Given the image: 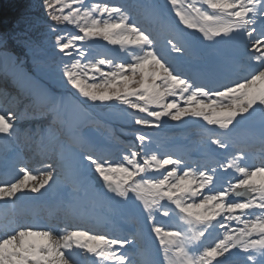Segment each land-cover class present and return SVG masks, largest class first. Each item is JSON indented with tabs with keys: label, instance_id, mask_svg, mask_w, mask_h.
<instances>
[{
	"label": "snow or ice",
	"instance_id": "snow-or-ice-1",
	"mask_svg": "<svg viewBox=\"0 0 264 264\" xmlns=\"http://www.w3.org/2000/svg\"><path fill=\"white\" fill-rule=\"evenodd\" d=\"M169 3L183 29L202 33L203 41L210 43L177 24H166L171 35L165 53L149 32L126 23L129 17L120 7L94 4L88 8L84 0H42L53 21L75 24L82 33L66 41L63 37L55 40L54 47L65 56L76 52L83 58L85 53L77 42L91 39L140 46V54L127 64L105 59L88 65L61 60L63 68L56 70L84 98H70L76 108L85 101H117L145 114L135 117L134 123L146 128L163 127L164 118L178 122L192 117L221 131L208 137L200 161L173 153L158 158L150 148L155 141L146 133L136 135L139 150L124 144L127 154L119 159L96 148L78 131H74L71 145L50 137L49 143H58L60 148L55 164L44 162L43 172L20 167L21 178L0 186V200L25 190L45 197L65 186H86L93 200L107 209L110 215L104 222L112 229L91 234L62 229L57 233L51 227L20 225L0 235V264H264V180H256L264 177V163L249 165L245 150L236 142L238 126L255 123L258 113L264 135V0H201L212 14L194 3L188 10L177 7L178 0ZM152 12L158 16L155 9ZM93 13L119 19L99 20ZM4 43L0 37V45ZM35 48L34 63L39 70L46 69L49 61L56 62L41 59L39 46ZM241 49L249 61L243 74L234 68ZM29 95L33 106L56 99L45 88L33 89ZM128 115L124 109H113L111 119L123 121ZM20 118L0 112V134L12 137ZM108 139L122 143L114 134ZM150 171L159 176H148ZM93 172L106 191H96L90 179ZM222 172L229 179L227 187L218 188ZM232 195L245 199L231 200ZM64 211L74 217L75 204L69 200ZM158 213L175 216L189 227L161 223ZM233 221L236 227H231ZM120 222L132 228L125 232L119 228ZM217 228L222 233L208 243L209 229Z\"/></svg>",
	"mask_w": 264,
	"mask_h": 264
},
{
	"label": "trees",
	"instance_id": "trees-1",
	"mask_svg": "<svg viewBox=\"0 0 264 264\" xmlns=\"http://www.w3.org/2000/svg\"><path fill=\"white\" fill-rule=\"evenodd\" d=\"M4 6V10L7 13L5 20L11 23L9 31L11 32L14 40L17 44L26 49L33 57L36 53L35 46H39L41 50L39 52V57L41 59L54 58L55 63L49 61L48 69H44L47 76L55 81L56 83L72 89L70 85H67L66 81L63 80L62 76L57 72V67L63 68V65L59 61L63 60L64 62L71 63V60L66 59L69 56H65L62 53H59L58 50L54 47L55 40L58 37L70 38L74 35H82L79 32V29L75 24H68L67 22L57 23L53 21L47 12L43 9L42 0H0ZM86 0H84V3ZM75 7V6H74ZM67 9L65 12L67 13ZM82 23V21H81ZM52 28H55L56 31H51ZM5 33L0 31V37L5 38ZM102 40V39H100ZM82 51H85L86 47L84 45H78ZM4 50H12L10 45L4 46ZM13 51V50H12ZM86 52V51H85ZM14 60H17V56L11 54ZM79 55L76 52H73V55L70 58L78 57ZM14 65V61H12ZM87 80L88 77H85ZM90 82V81H89ZM75 93L78 94L77 90L72 89ZM79 95V94H78ZM83 98V97H82ZM117 101L109 102H95L96 104L104 107L105 109L111 107V112L113 109H120V106H117ZM110 103L111 105L106 107ZM110 112V118H111ZM113 120V119H112ZM117 121V120H114ZM126 118L122 121L125 122Z\"/></svg>",
	"mask_w": 264,
	"mask_h": 264
},
{
	"label": "rangeland",
	"instance_id": "rangeland-1",
	"mask_svg": "<svg viewBox=\"0 0 264 264\" xmlns=\"http://www.w3.org/2000/svg\"><path fill=\"white\" fill-rule=\"evenodd\" d=\"M95 2H97V0H94V3L92 2V4H95ZM155 8L158 11L160 10V12H162V8L161 7H159V9L157 7H155ZM164 10H165V8H164ZM159 46L164 47V46H167V44L162 43V44H159L157 46L163 52H164V50H167L166 48H164V50H163ZM117 52L121 53L122 56L117 59L118 62L115 61V62H112V63L113 64H115V63H125V64H127V63H130L134 59V56L136 54H140V46L133 45V44H126V45L123 46V50L119 49ZM83 59H92L93 62H94V58L89 53L85 54ZM106 60H109V59H106ZM32 61H34V60H32ZM35 68H37V66H35ZM21 72H23V68L21 69ZM70 97H72V93L71 92L68 95L64 96V103L67 106H70V111H71L70 115L72 116V118L76 119L75 120L76 122L79 121V120H82V121L86 120L88 118V113L86 111H83L82 108H76L74 103L72 102V99H70ZM169 99H172V98H169ZM2 101L6 102V103H10V106H12V109H13V113H15V114H17V112L19 110L22 113H24V114L28 113V111H30V105L31 104L25 105L19 99H15L13 102H10V101L7 100V98L2 96ZM43 102H46V100H43ZM180 104H181V106H183V102L182 101H180ZM125 111L127 113H129V115L127 116L128 117V119H127L128 122L126 121L127 125H125V126H116V127H120V132H123V134L127 135L128 137L129 136L130 137H136L137 134H145V133L148 134V135H151L153 137V140L155 141V143H152L150 145V148L154 151L155 154L156 153L161 154V152L163 150V147H162V144H160V142H159L158 133L155 132V131L149 130V128H146V127H143V126H140V125H136L134 123V118L135 117H139V116H142V115H145V114L139 113V112H137L135 110H132V109H126ZM101 115L105 119H107L108 121L110 120L106 113L103 112V113H101ZM41 120L42 121H46L44 117H42ZM58 121H60V120H58ZM16 122H19V121L17 120ZM18 124L21 126V122H19ZM174 125H176V126H185L186 125L188 128H190L192 130H193V128L198 127V129L201 130L204 133L205 136H208V135L214 133L212 131H209V129L207 127L208 125L201 118L184 117L181 121H178V122H174V121L169 120L168 118H164L163 127H171V126H174ZM109 126H107L106 128H108ZM74 128H75V125H71L69 128H67L66 129L67 134L72 135L74 133ZM89 128H90V126L86 127V129H89ZM204 128H205V130H204ZM97 130L99 132L100 129L97 128ZM79 134L82 135L83 137L87 138L95 147H97L98 143L105 141V139H103L102 137L99 140H97V139L92 140V138L90 137V134L88 133V130H84L83 132H79ZM53 137H56L60 143H63V144H66V145H71V143H67L65 139L63 140V138L60 135V133H57V135H54ZM67 139H68V137H67ZM106 141H108L111 145L113 144L109 140H106ZM204 141L206 142V139ZM137 142L139 143V146H140V142L139 141H137ZM157 144L159 145V147H157ZM51 145L52 146L48 149V151H49L48 153L45 154V153H41L40 152V157L41 158H45L44 162H47V163H50V164H55L57 157H55L54 155H50V153H51V151H53V148H55L56 146H57L58 150H60V148H59V144L58 143H51ZM138 150H139V147H138ZM35 158L39 159L37 156H35ZM40 168H42L43 171L45 170L43 168V163H39L37 167L35 166V167L31 168L30 170H33L35 172L36 170H39ZM147 175L151 176V172L147 173ZM71 188L74 189L73 187H71ZM75 190L78 192L77 194L85 196L87 188H86V186H77L75 188ZM161 203L166 204L169 208L174 207V206H171L170 204H168L167 201H163ZM156 218H157V220L161 221L162 223H166V220L168 218H171V215H170V217L166 218V217H163L162 215H160L158 213L156 215ZM177 223L180 226L184 227V228H186V226H187V225L184 224V222H179V220H177Z\"/></svg>",
	"mask_w": 264,
	"mask_h": 264
},
{
	"label": "bare ground",
	"instance_id": "bare-ground-1",
	"mask_svg": "<svg viewBox=\"0 0 264 264\" xmlns=\"http://www.w3.org/2000/svg\"><path fill=\"white\" fill-rule=\"evenodd\" d=\"M241 50H242V49H241ZM257 115L259 116V118L256 120V122H255V123H249V124H253V125H258V124H259L260 115H259V113H258ZM244 124H245V123H244ZM259 125H260V124H259ZM216 128H218V126H216ZM218 129H219V128H218ZM0 137H1L0 140L5 138V136H4L3 134H0ZM258 178H263V179H264V177H257L256 180H257ZM258 181H260V180H258ZM29 193H30V192H29ZM29 193H28L27 190H25L23 193H17V196H16V197H13V198H11V199L5 198L4 200H0V203H2V202H5V203L16 202V201H18V200H20V199H22V198H25L26 194H29ZM30 194H32V193H30ZM17 197H19V199H17Z\"/></svg>",
	"mask_w": 264,
	"mask_h": 264
}]
</instances>
